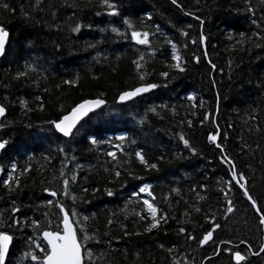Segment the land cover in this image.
Listing matches in <instances>:
<instances>
[{
  "label": "trees",
  "instance_id": "1",
  "mask_svg": "<svg viewBox=\"0 0 264 264\" xmlns=\"http://www.w3.org/2000/svg\"><path fill=\"white\" fill-rule=\"evenodd\" d=\"M109 2L114 15L100 0H0V26L8 32L0 58V140L7 141L0 220L20 222L6 228L14 237L6 264H39L24 254H40L29 237L49 220L51 230L59 225L50 199L75 211L74 228L90 237L81 240L83 264H236L218 244L242 255L247 246L252 254L240 264H264V226L231 176L233 169L244 176L238 183L264 209V0ZM125 19L149 33L148 44L131 39ZM177 63L183 71L172 67ZM148 83L157 87L116 103L121 92ZM98 98L106 106L69 136L53 130L51 121ZM137 151L157 168H145ZM63 180L67 195L44 191L63 193ZM143 185L151 196L139 191ZM145 199L167 220L147 233ZM228 201L233 211L225 214ZM33 221L40 224L35 232ZM212 224L219 225L213 239L200 245Z\"/></svg>",
  "mask_w": 264,
  "mask_h": 264
},
{
  "label": "snow or ice",
  "instance_id": "2",
  "mask_svg": "<svg viewBox=\"0 0 264 264\" xmlns=\"http://www.w3.org/2000/svg\"><path fill=\"white\" fill-rule=\"evenodd\" d=\"M102 5L107 6L110 9V14H116V10L113 4L109 2V0H100ZM173 4H177V0H172ZM179 7V5H177ZM3 7L5 9L8 8L7 4H4ZM249 11H252L251 8L248 9ZM187 15V13H185ZM255 22V21H254ZM124 24L127 25L128 29L131 31V39L135 41L137 44H148L149 40L147 39L149 33L147 32H140L133 30V25L130 21L127 19L124 20ZM81 25L76 24V26L72 29V31H78L80 29ZM114 32L117 31V29L113 28L112 29ZM243 36V33H241ZM255 35V33H253ZM8 37V32L4 29V27L0 26V54L4 52L5 49V44L6 40ZM205 37L203 35L200 36V42H204ZM143 57H140L142 59ZM172 59L179 61V57L175 53V46H173V55ZM134 63H136L134 61ZM136 66L139 68L140 65L137 63ZM172 67L178 68L180 71H183V68H180L179 63L172 65ZM24 72L18 73V76H24ZM162 76H167L168 73L166 72H161ZM143 79V77H141ZM65 84H71L75 85L76 81L75 80H65L63 81ZM156 84H142L139 87H136L134 89H131L130 91H125L121 92L119 96L120 101H126L129 100L135 96H137L140 93H144L149 91L150 89L156 88ZM37 100L40 99V97L36 98ZM104 100L102 99H94V100H83L81 103L77 104L74 108H72L71 112H69L67 115L61 116L58 120L56 121H51L50 123L53 125V127L56 129L57 132L62 133L64 136H69L70 133H72L74 127L77 125V122L84 116H86L89 112H91L93 109L99 107L100 105L104 104ZM24 101H21V106L23 107ZM43 105H41V108ZM5 114V108L3 106H0V116H3ZM209 119L207 115H205V120ZM203 123V121H201ZM118 139H123V137H118ZM180 139L183 141L185 146H188V141L181 136ZM208 140L212 143L216 142V136L209 134L208 135ZM95 142V141H93ZM7 144V141L5 140H0V149L5 148ZM118 147V146H117ZM217 148H220L221 146L219 144H216ZM194 151V149H192ZM223 151V149H221ZM109 156L114 157V153L109 152ZM136 158L139 160V162L145 166V168H151V169H156L157 164L156 163H148L145 159V157L142 155L141 152L137 151L135 153ZM224 162L231 164V161L228 160L227 157H224ZM13 170L15 169V165L12 166ZM25 172L28 171V169L24 170ZM63 175V173H61ZM115 175L117 177L120 176V172L116 171ZM231 176L233 180H244V176L238 175L235 171V169L232 170ZM73 181L75 180V176L73 175ZM4 185L9 184V180H4L3 181ZM62 183L65 186V191L63 193H57L56 191H49V189H44L45 192H48L50 196L56 197L57 195H67V185L69 183L68 180H63ZM240 189L243 190V196L250 202L251 207L253 209H256V213L259 216V224L261 226H264V209H260L257 205V202L251 197L250 193L245 190V186L243 184L239 185ZM149 186L148 185H143L139 188V191L141 193H147L149 196L152 195L151 192L148 191ZM83 191H87L86 189ZM95 191V189H93ZM173 191H176L173 189ZM107 195L111 196L112 191L107 190ZM135 195V193L133 194ZM73 202H75V197H72ZM46 203L48 205H53L59 209V214L61 215V219L59 221V225H62L58 227L55 230H51L50 225H51V220H49V227L45 228L40 231L39 236H37L35 239L32 237H29V240L31 244H35L37 248L40 249V254H33V252L29 251L26 252L24 255L28 256L31 258L32 261H38L39 264H82L83 262V257L84 253H82V248L83 244L81 243V240L87 241L90 239V237L87 234H84L83 236L79 235L77 230L73 226V218L76 217L78 214L75 211H72L69 213L64 205L58 201L54 202L53 200H47ZM228 207L226 210V213H231L233 211L232 207V202L228 201ZM143 206L144 209L147 211L148 219L150 222H148L144 228V231L150 232L153 229H156L159 227L161 221L164 223H167L166 218L163 215H160L159 217L157 216V208L154 206L153 203H151L149 200L145 199L143 200ZM18 210L16 208L12 209V212H17ZM199 211V209H197ZM47 215V214H46ZM137 215H140V213H137ZM89 218L88 217H83L84 221H87ZM141 219H145V217L141 216ZM214 219V218H213ZM19 221L13 219L11 224H6L3 220H0V264H6V255L9 252V245L13 241L14 237L13 235L9 234V232L6 230V228H10L13 226H19ZM109 224L112 223L111 220L108 221ZM211 223V222H210ZM33 230L35 232L36 228L40 227V224L38 221H33ZM219 227L217 224H212V227L210 230L206 231L203 234V237L199 239V244L200 245H205L207 242L211 241L213 239V231ZM81 233L84 232V228L81 227L79 230ZM180 232H184V229L181 228L179 230ZM127 234V233H126ZM40 237L43 238L42 243H37V240L40 239ZM188 239L191 240L193 237L191 235H188ZM231 243V241H221V244L227 245ZM241 243H244L241 241ZM163 247V245H160ZM261 250L264 251V243L260 245ZM169 251H171L169 249ZM216 251L217 252H229L231 260L236 261V264H240L242 260L245 259V257L239 252V251H231L229 248L224 247L221 249L220 245L218 244L216 246ZM249 252L252 250L249 248ZM42 254V255H41ZM87 255H91V253H87ZM207 259V257H206Z\"/></svg>",
  "mask_w": 264,
  "mask_h": 264
},
{
  "label": "water",
  "instance_id": "3",
  "mask_svg": "<svg viewBox=\"0 0 264 264\" xmlns=\"http://www.w3.org/2000/svg\"><path fill=\"white\" fill-rule=\"evenodd\" d=\"M7 40H8V37H7ZM7 40H6V44H7ZM6 44H5V47H6ZM5 50V49H4ZM3 54H4V52L2 53V54H0V58L3 56ZM141 86V85H140ZM137 87H139V86H137ZM136 88V87H135ZM134 89V88H133ZM153 89H150L149 91H147V92H144V93H140V94H138L137 96H135V97H133V98H131V99H129V100H126V101H120L119 100V96H120V94L117 96V98H116V103L118 104V105H121V104H126V103H129V102H131V101H133V100H135V99H137L138 97H141V96H143V95H145V94H148L149 92H151ZM127 91H130V90H127ZM125 92V91H124ZM87 100H94V99H87ZM105 102V101H104ZM81 103V102H80ZM79 104V103H78ZM77 105V104H76ZM75 105V106H76ZM74 106V107H75ZM106 106V102L104 103V104H102V105H100L99 107H97V108H95V109H93L91 112H89L86 116H84V117H82L78 122H77V125L74 127V129H73V131H72V133L76 130V128L88 117V116H90V115H92V114H94V113H96V112H98L99 110H101V109H103L104 107ZM73 107V108H74ZM71 110L72 109H70V111L69 112H71ZM69 112H67L65 115H67ZM5 116V114L3 115V116H0V122H1V120H2V118ZM52 127H53V125H52ZM53 130L58 134V135H60V136H62V137H66V136H64L62 133H59V132H57L56 131V129L53 127ZM71 134V133H70ZM214 144H216V142L214 143ZM1 151H2V149H0V154H1ZM0 176H1V168H0ZM236 181V184L238 185V187H239V183H238V181L237 180H235ZM240 188V187H239ZM242 192H243V190H242ZM250 203V202H249ZM255 210V212H256V209H254ZM62 218V217H61ZM62 226V225H61ZM74 226V225H73ZM216 229H214V231H215ZM41 239H42V241H43V238L41 237ZM210 242V241H209ZM209 242H207L206 244H208ZM262 243H264V234H263V236H262ZM205 244V245H206ZM10 246H11V243H10V245H9V249H10ZM204 246V245H203ZM260 252H262V250H261V247H260V249H259V251H258V253H260ZM243 261V260H242ZM241 261V262H242ZM235 263H236V261H234ZM240 262V263H241ZM82 264H83V262H82Z\"/></svg>",
  "mask_w": 264,
  "mask_h": 264
},
{
  "label": "flooded vegetation",
  "instance_id": "4",
  "mask_svg": "<svg viewBox=\"0 0 264 264\" xmlns=\"http://www.w3.org/2000/svg\"><path fill=\"white\" fill-rule=\"evenodd\" d=\"M244 247L247 248V251H246V250L243 248V246H242V249L244 250V251H242V252H243V255H245L246 252H249V251H248L249 248H248L247 246H244ZM250 254H252V251L250 252ZM244 260H245V259H244ZM244 260H243V261H244ZM232 261H233V260H232ZM243 261H242V262H243ZM242 262H241V263H242Z\"/></svg>",
  "mask_w": 264,
  "mask_h": 264
},
{
  "label": "bare ground",
  "instance_id": "5",
  "mask_svg": "<svg viewBox=\"0 0 264 264\" xmlns=\"http://www.w3.org/2000/svg\"><path fill=\"white\" fill-rule=\"evenodd\" d=\"M77 129V128H76ZM62 227V226H61ZM42 240V239H41Z\"/></svg>",
  "mask_w": 264,
  "mask_h": 264
}]
</instances>
